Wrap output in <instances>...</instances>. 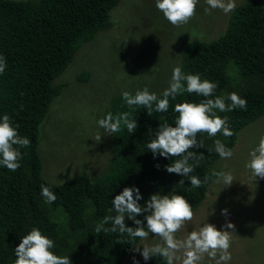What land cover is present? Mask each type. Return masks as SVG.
<instances>
[{
	"label": "trees",
	"instance_id": "trees-1",
	"mask_svg": "<svg viewBox=\"0 0 264 264\" xmlns=\"http://www.w3.org/2000/svg\"><path fill=\"white\" fill-rule=\"evenodd\" d=\"M119 2L0 0V54L6 58L5 71L0 74V118L8 114L13 126L18 125L19 135L30 140V146L20 149L22 158L16 171L0 166V264H13L15 247L33 227L53 239L52 251L69 256L72 264L121 263L139 238L131 243L119 242L127 236L94 231L106 215H115V195L125 187H138L142 196L138 202L144 205L155 193L179 194L195 210L206 198L215 179L211 177L216 171L214 163L221 158L208 148L214 149V140L219 139L233 149L240 130L264 116V8L260 0H248L235 9L219 39L184 38L181 44L182 71L218 84L211 98L235 92L247 101V110L217 111V115L228 117L232 136L218 133L210 138L206 133L197 134L205 146L192 151L203 154L204 159L189 161L195 167L190 175L202 181L210 176L207 184L192 188L188 177L166 171V166L179 157H154L145 147L161 123L175 126L176 103H199L204 99L187 92L175 100L169 98L170 107L165 113L149 116L146 109L131 110L138 127L131 134L126 128L115 133L113 160L97 179L85 172L62 184L47 180L39 151L40 127L53 100L62 92V84H55V79L71 64L84 42L112 26L111 11ZM121 93L114 96L107 114L130 111ZM182 179L184 184L179 183ZM42 184L55 193L54 203H45ZM125 220L127 226L135 227L132 220ZM136 262L165 264L159 257L145 261L141 256L133 264Z\"/></svg>",
	"mask_w": 264,
	"mask_h": 264
},
{
	"label": "rangeland",
	"instance_id": "rangeland-1",
	"mask_svg": "<svg viewBox=\"0 0 264 264\" xmlns=\"http://www.w3.org/2000/svg\"><path fill=\"white\" fill-rule=\"evenodd\" d=\"M248 0H235L236 8ZM264 8V0H260ZM198 0L195 15L182 26L170 24L155 6V0H120L111 11L112 26L83 43L74 60L56 79L62 92L55 97L41 124L39 151L43 176L62 184L87 172L92 179L106 171L115 153V134L107 135L98 121L104 118L115 95L145 87L157 95L169 86L173 69L181 67L184 38L212 41L225 34L233 12L224 14ZM100 135L101 140L96 141ZM264 136V116L240 130L233 156L214 163L217 172H230V186L214 181L206 198L193 210V220L177 233L204 223L230 233L228 264H264V179H253L246 164L250 152ZM227 209V216L222 210ZM231 231V229H229ZM158 242L154 234L139 241L119 264H133L141 255L135 246ZM142 250V245L139 246ZM135 258V259H134ZM201 264H215L207 256Z\"/></svg>",
	"mask_w": 264,
	"mask_h": 264
},
{
	"label": "clouds",
	"instance_id": "clouds-1",
	"mask_svg": "<svg viewBox=\"0 0 264 264\" xmlns=\"http://www.w3.org/2000/svg\"><path fill=\"white\" fill-rule=\"evenodd\" d=\"M205 2L209 6L205 9L206 12L210 9H219L227 15L236 9L235 0H205ZM197 3L198 0H155V6L162 12L164 18L177 27L188 23L195 15ZM5 68L6 58L0 54V74H3ZM217 87L216 82L202 80L199 74H185L181 67L177 66L173 69L169 86L160 96L150 92L147 87L137 90L135 94L123 91L122 99L130 111L115 116L108 113L98 121V124L107 135H113L125 128L131 134L138 127L131 110L143 108L147 110L149 116H152L154 112H167L170 107L169 98L175 100L178 95L185 92L204 97L199 103L188 101L176 103L173 108L178 114L175 117V126L166 121L161 123L155 132V137L151 138L145 147L154 157L157 154L165 158L179 157L166 166V171L188 177L192 188L202 187L211 177H215L216 183L222 182L224 187L230 186L234 181L230 172L213 171L211 177L206 175L203 181L195 175H190L195 171V167L189 161L204 159L203 154L192 151L193 148L205 146L202 140L197 139L198 133H206L210 138L216 137L218 133L225 137L234 134L228 126V117L217 115V111L223 113L236 109L247 110L246 99L235 92L211 98ZM20 108H23L22 104ZM17 129L18 125L13 126L8 114L0 118V166L13 172L20 167L19 161L22 158L20 149L30 146V140L19 135ZM100 140L101 136L97 135L96 141ZM213 150L221 159L233 156V150L226 147L219 139L214 140V149L208 148L209 152ZM249 155L250 160L246 167L250 169L253 179L257 177L264 179V136L260 137L258 145ZM179 183L184 184V180ZM40 188L45 203H54L55 193L43 184ZM140 199L142 196L138 187L123 188L112 200L115 215H106L96 225L95 233L100 234L103 231L119 233L121 237L126 235L128 239L119 242L128 243L137 238L142 242L147 241L149 234H154L158 242L135 246V251L139 252L145 261L159 257L165 264H201L207 256L215 264H228L232 259L229 248L230 233L235 231L233 223L227 222L223 229H217L214 224L206 222L198 229L188 231L183 238H177V233L184 230L194 217L192 205L188 200L179 194L161 195L160 193L152 194L144 205L138 202ZM222 214L227 216V209L222 210ZM141 215L143 219H137ZM126 217L133 221L135 227L126 225ZM109 224L110 227H105ZM140 245L143 246L142 250ZM54 247L53 239L33 227L15 247L16 259L13 264H72L69 256L55 254L52 251Z\"/></svg>",
	"mask_w": 264,
	"mask_h": 264
}]
</instances>
